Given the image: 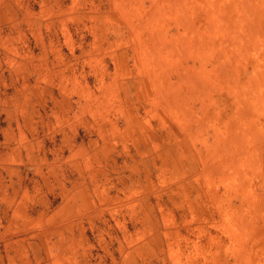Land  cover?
Segmentation results:
<instances>
[{
  "label": "rangeland",
  "instance_id": "rangeland-1",
  "mask_svg": "<svg viewBox=\"0 0 264 264\" xmlns=\"http://www.w3.org/2000/svg\"><path fill=\"white\" fill-rule=\"evenodd\" d=\"M0 264H264V0H0Z\"/></svg>",
  "mask_w": 264,
  "mask_h": 264
}]
</instances>
